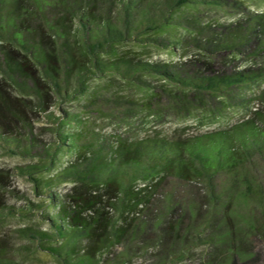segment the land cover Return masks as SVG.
Returning <instances> with one entry per match:
<instances>
[{
	"label": "rangeland",
	"instance_id": "1",
	"mask_svg": "<svg viewBox=\"0 0 264 264\" xmlns=\"http://www.w3.org/2000/svg\"><path fill=\"white\" fill-rule=\"evenodd\" d=\"M126 1L116 0L109 6L111 21L121 23L127 17ZM157 1L165 8L158 12L152 3V11L145 9L148 19L139 32L126 35L120 24L119 41L108 52L99 51L100 64L118 65L123 74L104 75L87 63L88 76L75 72L67 80H60V95L39 76L16 41L8 37L13 31L4 24V15L0 17V47L24 63L30 87L17 92L0 80L7 103L15 112V117L2 113L1 123L4 132L19 140L20 146H27L29 139L34 142V149L26 152H11L0 144V178L4 177L0 190V206L4 207L0 210V246L12 261L65 264L68 248L62 239L40 238L41 233L51 232L47 215L54 212L44 180L66 168L82 167L92 154L85 150L80 155L76 147L70 151L68 145L60 143V135H79L81 144L98 147L107 155L120 140H178L228 129L250 118L263 124L264 0H192L174 10L168 9L174 0ZM67 3L66 8L74 6V2ZM27 6L33 16L26 17V26L35 38L40 33L48 41L49 35H53L49 27L56 25L55 19L63 21V11L45 2L38 6L27 2ZM97 9L107 11L100 1ZM153 10L161 18L169 13V29L158 30L153 25L152 18L157 17ZM68 23L71 47H80L84 33L79 21L73 18ZM171 40L176 41L171 50L160 45ZM128 67L131 69L126 72ZM153 67L185 80L225 78L226 85L222 91L212 90L214 85L178 86L166 74L145 69ZM79 81L81 86L77 90ZM30 89H37L44 100L42 106ZM66 115L72 117L64 120ZM23 121L28 127H23ZM69 139L66 137L65 143ZM58 145L52 170L26 173L48 160L43 149L51 153ZM248 174L260 187L259 197L241 195L242 184L235 185L223 173L216 174L211 185L203 178L180 182L166 177L156 186L150 200L119 215L121 194L117 192L112 204L106 206L109 222L122 224L129 220L127 234L103 251L100 262L231 264L234 259L235 264H264V156H252ZM149 184V179L134 177L129 187L145 191ZM209 186L212 195L208 193ZM76 187H80L78 182L65 179L50 186L52 193L58 195ZM5 207L14 210L9 213ZM87 241L83 239L84 243ZM47 245L58 249L57 252L46 250Z\"/></svg>",
	"mask_w": 264,
	"mask_h": 264
},
{
	"label": "trees",
	"instance_id": "2",
	"mask_svg": "<svg viewBox=\"0 0 264 264\" xmlns=\"http://www.w3.org/2000/svg\"><path fill=\"white\" fill-rule=\"evenodd\" d=\"M67 1L74 2V6L66 8ZM99 1L106 5L107 11L97 9ZM115 1L0 0V12L2 13L0 17L4 15V24L13 31L8 37L16 41L20 46L17 48L24 51L25 58L31 63V66L37 68L39 76L46 80L60 95V80H67L75 72L78 73V76H82L81 74L84 73L83 76H88L86 74L89 70L86 67L87 63H91L95 70L104 75L107 72L123 74L118 69V65L100 64L98 61L100 58L99 51L108 52L119 41L122 37V32L119 29L120 24L123 26V32L126 35L131 32H139L148 19L145 16V9L148 8L152 11L151 8L155 7L158 12H161L165 8L157 0H127L124 4V12L127 17L122 19L120 23L113 22L110 17L108 18L110 7L115 4ZM27 2L37 6L40 5V2H45L49 6L55 4L56 8L63 11V21L55 19L56 25L49 27L53 31V35H49L48 41L43 39L40 33L35 38L29 27L26 26V17L33 16V12L29 13L28 11ZM191 2L192 0H174V5H169L168 9L174 10L189 5ZM81 4L84 5V8L81 7ZM153 13L157 17H153L152 22L158 30L165 31L171 27L169 13L164 14L162 18L155 10ZM73 18H77L80 30L84 33L79 44L80 47H71L72 44L69 42L71 24L68 22H71ZM261 21L264 24V15ZM8 27L5 29L6 32ZM175 42L171 40L158 44L171 50L174 48ZM129 69L131 67L125 69L126 72ZM145 69L166 74V77L178 86L202 88L214 85L211 87L212 90L222 91L226 85L225 78L214 81L206 77H193L185 80L167 74L159 67ZM27 75L24 63L14 57L8 49L0 47V80L18 92L17 89L30 88L27 85L29 82ZM237 77L240 79L239 76ZM80 86L81 81L78 82L77 90L80 89ZM30 90L37 94L38 105L42 106L44 100L38 94L37 89ZM65 92L66 89H63V93ZM11 110L12 108L7 103V95L0 85V144L8 147L11 152H15V150L26 152L28 149H34V142L31 139H29L27 146L22 147L18 144L19 140L13 135L4 132L3 123H1L4 120H1V114L9 113L11 117H15V112ZM69 117L72 116L66 115L64 120L70 119ZM262 120L264 121V118ZM23 127H28L24 121ZM66 137H70L69 143H65ZM60 143L68 145L70 151L76 147L75 150L80 155L85 150H90L92 154L89 156L90 158L87 157L82 167L75 165L71 169L66 168L44 180L45 193L54 212L47 215L51 232L49 234L41 233L40 238L48 241L62 239V244L68 248L67 255L64 257L65 264H108L107 262H100L103 251L108 250L115 242L121 241L127 234L129 224V220H125L122 224L109 222V212L106 206L112 204L111 199L117 196V192L121 194V198L118 199L120 203L119 215L124 210L132 212L138 209L141 203L150 200L156 186L166 177H172L180 182H190L197 178H203L210 184L216 174L223 173L234 184L238 182L242 184L243 193L241 195L259 197L261 194L260 187L248 176V165L252 156L254 154L264 156V122L258 125L254 118L230 126L228 129L200 133L178 140H120L117 145L109 149L107 155L103 154L98 147L81 144L79 135L62 137L60 135ZM12 146L15 147L14 150L11 149ZM58 149L59 145L54 147L51 153L43 149L42 154L48 156V160L41 162L33 169L31 168V171L27 170L26 173L52 170L56 162V157L53 156ZM134 177L150 180L145 191L130 190V182L134 180ZM32 179L39 180L34 177ZM53 179L55 182L52 183ZM63 179L76 181L80 187L60 195L52 193L50 186L61 182ZM3 182L4 177L0 178V190L3 188ZM209 188L208 193L212 195L213 189L210 186ZM37 189L38 186H36ZM208 197L210 200L212 199L210 195ZM211 207L209 214L212 213ZM3 208L0 206V210ZM5 209L9 213L14 210L12 207H5ZM22 233L27 235L26 232ZM83 239L89 242L84 243ZM45 248L51 252L58 250L49 245ZM69 254L70 257H68ZM0 264L19 263L7 258L4 249L0 246ZM231 264H235L234 259L231 260Z\"/></svg>",
	"mask_w": 264,
	"mask_h": 264
}]
</instances>
